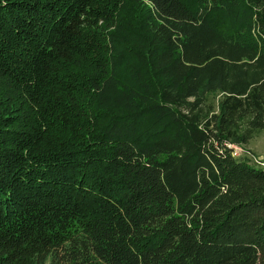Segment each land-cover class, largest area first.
<instances>
[{
    "label": "trees",
    "instance_id": "trees-1",
    "mask_svg": "<svg viewBox=\"0 0 264 264\" xmlns=\"http://www.w3.org/2000/svg\"><path fill=\"white\" fill-rule=\"evenodd\" d=\"M264 0H0V264H264Z\"/></svg>",
    "mask_w": 264,
    "mask_h": 264
},
{
    "label": "rangeland",
    "instance_id": "rangeland-1",
    "mask_svg": "<svg viewBox=\"0 0 264 264\" xmlns=\"http://www.w3.org/2000/svg\"><path fill=\"white\" fill-rule=\"evenodd\" d=\"M247 152H242V155L251 158L253 162L260 159L264 162V130L257 134L248 144Z\"/></svg>",
    "mask_w": 264,
    "mask_h": 264
},
{
    "label": "built area",
    "instance_id": "built-area-1",
    "mask_svg": "<svg viewBox=\"0 0 264 264\" xmlns=\"http://www.w3.org/2000/svg\"><path fill=\"white\" fill-rule=\"evenodd\" d=\"M229 147L233 150L232 151L233 152L232 155L234 157H239L240 154H242V152H243V150L240 147H238V146L230 145ZM254 161L255 162H253V163L255 165H258V166H260V167H262L264 169V162H262L260 159H256Z\"/></svg>",
    "mask_w": 264,
    "mask_h": 264
}]
</instances>
